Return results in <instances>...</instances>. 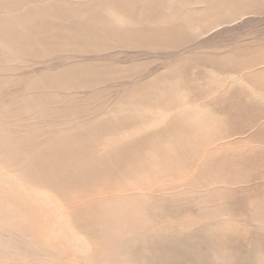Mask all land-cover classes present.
<instances>
[{
	"label": "rangeland",
	"instance_id": "1",
	"mask_svg": "<svg viewBox=\"0 0 264 264\" xmlns=\"http://www.w3.org/2000/svg\"><path fill=\"white\" fill-rule=\"evenodd\" d=\"M0 135L56 264H264V0H0Z\"/></svg>",
	"mask_w": 264,
	"mask_h": 264
},
{
	"label": "bare ground",
	"instance_id": "2",
	"mask_svg": "<svg viewBox=\"0 0 264 264\" xmlns=\"http://www.w3.org/2000/svg\"><path fill=\"white\" fill-rule=\"evenodd\" d=\"M193 113L195 112L193 111ZM5 136L0 135V143L2 142L3 144H0V159L1 156L6 154L5 150L8 149V147L4 148V143H6L5 140L7 139ZM8 138L10 137L8 136ZM13 140L15 141L16 139ZM18 150L16 151L18 152ZM16 158L19 157L17 156ZM4 159L1 160L0 165L4 166L8 162L6 158ZM13 159L12 157V161L14 162ZM24 159L26 160L25 157ZM26 163L28 162L26 161ZM20 165H23L22 162ZM16 181H18L16 177L0 169V264H56L60 260L61 255L58 256V252L53 248L56 242L52 236L61 231L63 233L65 230L62 207L57 204L54 198L44 193L32 195V199H35V206L33 205V208L24 205L16 198V193L14 192H11L10 197H8L7 194L10 190L6 188V184L15 187ZM47 224L52 230L51 233H48L44 228ZM136 233L135 230H132L129 235L118 234L112 236L97 253L102 259L101 262L103 264H130L129 256L133 254V252L131 253V251H134L132 247L137 241ZM66 240L68 245L73 249H79L80 251L86 249L84 242L77 236L67 237ZM24 252L32 255V263L25 262Z\"/></svg>",
	"mask_w": 264,
	"mask_h": 264
}]
</instances>
